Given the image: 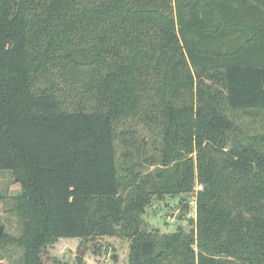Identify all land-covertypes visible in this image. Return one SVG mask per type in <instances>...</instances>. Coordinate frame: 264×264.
I'll return each instance as SVG.
<instances>
[{
  "label": "trees",
  "instance_id": "1",
  "mask_svg": "<svg viewBox=\"0 0 264 264\" xmlns=\"http://www.w3.org/2000/svg\"><path fill=\"white\" fill-rule=\"evenodd\" d=\"M128 118L159 127L153 176L120 175ZM0 170L23 189L19 234L0 239L17 264H67L64 245L264 264V0H0ZM197 185L191 231H142L154 201Z\"/></svg>",
  "mask_w": 264,
  "mask_h": 264
},
{
  "label": "rangeland",
  "instance_id": "2",
  "mask_svg": "<svg viewBox=\"0 0 264 264\" xmlns=\"http://www.w3.org/2000/svg\"><path fill=\"white\" fill-rule=\"evenodd\" d=\"M255 41H260L261 34L253 33ZM115 98V102H116ZM120 119L116 130V162L123 177L129 174V168L136 166L138 171L148 175H155L156 170L161 167L159 159L163 148L162 136L159 127L145 126L140 119ZM261 119V116L260 118ZM250 121L245 119V123ZM258 120L257 126L261 123ZM253 126H250L252 128ZM253 131V130H252ZM137 142V148L133 149L131 144ZM136 147V146H135ZM202 189L197 185L194 192L183 194L179 198H168L165 201H154L147 208L142 216V231L144 233H154L159 231L161 234H173L182 227L187 231L193 229L191 219H194L196 213L197 193ZM23 189L17 182L13 173L7 170H0V225L4 227V232L18 235L20 231L19 218L14 211L13 198L21 195ZM105 242V241H104ZM103 245V242H99ZM119 249L108 248L104 250L103 255L96 258L91 254L92 250L85 247H78L77 251L71 250L70 246L64 245L58 250L59 259L62 263L76 264L75 258L79 255H86L88 264H114L117 262ZM21 251L9 247L5 250L0 249L1 264H17L21 258Z\"/></svg>",
  "mask_w": 264,
  "mask_h": 264
},
{
  "label": "water",
  "instance_id": "3",
  "mask_svg": "<svg viewBox=\"0 0 264 264\" xmlns=\"http://www.w3.org/2000/svg\"><path fill=\"white\" fill-rule=\"evenodd\" d=\"M3 233H4V227L2 225H0V239L3 235Z\"/></svg>",
  "mask_w": 264,
  "mask_h": 264
},
{
  "label": "built area",
  "instance_id": "4",
  "mask_svg": "<svg viewBox=\"0 0 264 264\" xmlns=\"http://www.w3.org/2000/svg\"><path fill=\"white\" fill-rule=\"evenodd\" d=\"M196 214V213H195Z\"/></svg>",
  "mask_w": 264,
  "mask_h": 264
}]
</instances>
